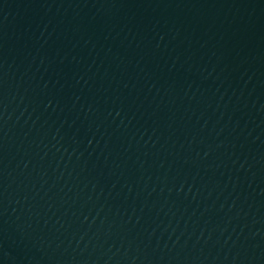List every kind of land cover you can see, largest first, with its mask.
Here are the masks:
<instances>
[{
    "label": "water",
    "instance_id": "95a60500",
    "mask_svg": "<svg viewBox=\"0 0 264 264\" xmlns=\"http://www.w3.org/2000/svg\"><path fill=\"white\" fill-rule=\"evenodd\" d=\"M0 264H264V0H0Z\"/></svg>",
    "mask_w": 264,
    "mask_h": 264
}]
</instances>
